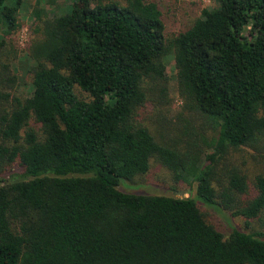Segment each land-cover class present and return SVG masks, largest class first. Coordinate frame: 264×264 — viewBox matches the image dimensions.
<instances>
[{"label":"trees","instance_id":"16d2710c","mask_svg":"<svg viewBox=\"0 0 264 264\" xmlns=\"http://www.w3.org/2000/svg\"><path fill=\"white\" fill-rule=\"evenodd\" d=\"M213 1L170 37L155 0L34 11L24 96L6 43L22 0H0V264H264V231L223 234L198 206L264 226V169L245 198L239 167L219 174L232 151L264 147V0ZM152 160L192 194L119 188Z\"/></svg>","mask_w":264,"mask_h":264},{"label":"rangeland","instance_id":"374dc122","mask_svg":"<svg viewBox=\"0 0 264 264\" xmlns=\"http://www.w3.org/2000/svg\"><path fill=\"white\" fill-rule=\"evenodd\" d=\"M161 7L163 12L164 32L167 37L185 29L196 17L200 15L201 9L214 3L213 0H155ZM73 0H53L52 4L48 0H22V5L18 13L20 27L11 35L6 37L7 46L13 48L14 54L17 51L16 59L13 57L12 70L18 76V83L14 87V93L17 95H26L29 93L31 86V78L27 71V63L22 57L23 49L27 46L30 39L34 35V28L37 24V18L34 11L44 10L52 16L54 13L60 12L66 5L72 3ZM11 56L13 54L11 53ZM167 75L169 77V91L172 98L171 104L168 106L169 111L166 118H175L176 113L180 110L181 98L177 92L175 67L172 56L167 57ZM80 96L84 93L76 89ZM155 109L146 105L139 108L137 114L141 121L145 124L152 125V114ZM235 165L246 175L248 182V193L243 197L255 194L254 179L257 174L264 169V147L259 146L252 148L249 146L242 147L232 151L226 155L225 159L219 165L220 169ZM222 169L219 174L222 175ZM119 188L125 192L133 193H157L169 194L175 196H188L192 194L190 185L184 182H175L171 178V174L167 168L155 160L151 161L150 168L146 174L137 177L132 182H126L120 179ZM199 201V200H198ZM200 202V201H199ZM199 208L205 214L207 220L212 223L223 234H228L231 227H237L246 231L257 230L264 231V226L255 219H246L242 216L232 215L233 210H223L198 203Z\"/></svg>","mask_w":264,"mask_h":264}]
</instances>
